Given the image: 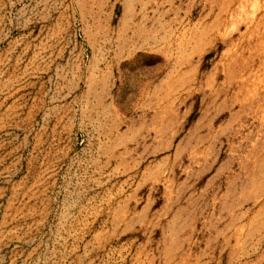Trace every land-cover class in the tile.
I'll return each mask as SVG.
<instances>
[{"label":"rangeland","instance_id":"374dc122","mask_svg":"<svg viewBox=\"0 0 264 264\" xmlns=\"http://www.w3.org/2000/svg\"><path fill=\"white\" fill-rule=\"evenodd\" d=\"M0 264H264V0H0Z\"/></svg>","mask_w":264,"mask_h":264}]
</instances>
